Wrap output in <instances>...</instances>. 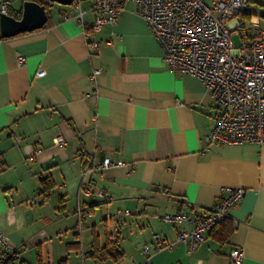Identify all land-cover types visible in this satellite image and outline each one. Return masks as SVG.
<instances>
[{
  "label": "crops",
  "instance_id": "crops-1",
  "mask_svg": "<svg viewBox=\"0 0 264 264\" xmlns=\"http://www.w3.org/2000/svg\"><path fill=\"white\" fill-rule=\"evenodd\" d=\"M24 1L9 9L22 11ZM78 1L52 2L45 27L0 38V232L20 257L13 263L38 264L39 248L40 264H264V144L207 142L217 114L211 92L167 67L135 1L97 30L92 0ZM47 175L54 186L45 198ZM227 187L244 189L227 241L208 232L193 251L175 243L193 224L162 215L204 214ZM93 232L123 257L87 255ZM156 234L173 245L144 254Z\"/></svg>",
  "mask_w": 264,
  "mask_h": 264
},
{
  "label": "built area",
  "instance_id": "built-area-1",
  "mask_svg": "<svg viewBox=\"0 0 264 264\" xmlns=\"http://www.w3.org/2000/svg\"><path fill=\"white\" fill-rule=\"evenodd\" d=\"M127 1L137 3L138 13L162 47V59L167 67L197 78L211 92L217 114L214 128L205 138L207 142L264 144V22L249 9L250 0H92L91 27L97 30L105 23H115ZM74 3L78 5L79 1ZM9 7L10 0H0V14H8ZM81 16L80 11L78 17L88 29L90 25ZM234 35L239 37V45L235 44ZM89 48L95 51L98 42L90 41ZM18 59L22 61L23 57ZM98 73L100 70L95 69L92 79ZM54 141L60 146L65 144L62 134H56ZM110 164V158H104L103 166ZM87 173L88 169L84 175ZM82 191L89 194L91 188L83 186ZM97 194L110 198L102 190ZM243 194V188L227 187L204 214L169 212L162 219L173 224L183 221L193 224L191 229L179 231L175 239V243L193 251L213 227L228 217L232 205ZM172 245L156 234L153 245H145L143 253L148 255L150 251ZM0 246V261L9 257L20 259L1 232ZM243 256L240 248L231 250L233 262H241ZM140 264L152 263L147 258Z\"/></svg>",
  "mask_w": 264,
  "mask_h": 264
},
{
  "label": "trees",
  "instance_id": "trees-1",
  "mask_svg": "<svg viewBox=\"0 0 264 264\" xmlns=\"http://www.w3.org/2000/svg\"><path fill=\"white\" fill-rule=\"evenodd\" d=\"M40 2L41 4H45V8L48 14V8L51 2H48L46 0H36ZM9 15H12L16 18L21 17V11L15 13L12 9H9L8 12ZM49 22V16L47 19V22L43 27H45ZM3 39V37H0ZM40 185H41V191L40 193L44 195L45 198L48 197L49 191L53 188L54 182L53 179L50 175L44 176L40 178ZM64 207L63 204H60L58 207V210H62ZM233 231V223H231L228 220V217L219 225L213 227L209 231V235L212 236L217 242L219 243H224L227 241L229 235ZM37 263L40 264L42 262V257H41V251L39 248H37ZM104 253L108 257L112 258L114 261H118L121 259L124 255L123 250L120 248V246L117 244L115 241H107L105 245H101L99 243L98 235L96 232H93V240H92V245L90 250L87 252V255L92 256V257H97ZM15 259L9 257L6 258L5 260H2L0 264H14Z\"/></svg>",
  "mask_w": 264,
  "mask_h": 264
},
{
  "label": "water",
  "instance_id": "water-1",
  "mask_svg": "<svg viewBox=\"0 0 264 264\" xmlns=\"http://www.w3.org/2000/svg\"><path fill=\"white\" fill-rule=\"evenodd\" d=\"M62 5H71L75 0H47ZM48 14L45 4L36 0H25L22 5L21 17L0 14V37L7 38L22 32L42 28L47 22Z\"/></svg>",
  "mask_w": 264,
  "mask_h": 264
},
{
  "label": "rangeland",
  "instance_id": "rangeland-1",
  "mask_svg": "<svg viewBox=\"0 0 264 264\" xmlns=\"http://www.w3.org/2000/svg\"><path fill=\"white\" fill-rule=\"evenodd\" d=\"M55 4H58V3H55ZM249 9H251L253 14L258 15L259 17L264 16V5H260L259 3L252 2V3H250ZM261 19H262V21H264V18H261ZM233 39H234L235 44L239 45V37L234 35Z\"/></svg>",
  "mask_w": 264,
  "mask_h": 264
}]
</instances>
